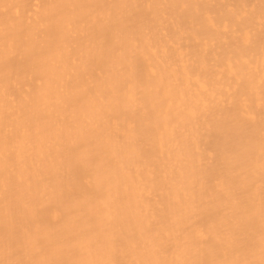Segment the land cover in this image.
Instances as JSON below:
<instances>
[{"label": "bare ground", "instance_id": "6f19581e", "mask_svg": "<svg viewBox=\"0 0 264 264\" xmlns=\"http://www.w3.org/2000/svg\"><path fill=\"white\" fill-rule=\"evenodd\" d=\"M0 264H264V0H0Z\"/></svg>", "mask_w": 264, "mask_h": 264}]
</instances>
